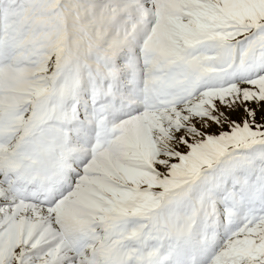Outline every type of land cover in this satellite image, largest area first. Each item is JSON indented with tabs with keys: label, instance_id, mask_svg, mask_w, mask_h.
<instances>
[{
	"label": "snow or ice",
	"instance_id": "snow-or-ice-1",
	"mask_svg": "<svg viewBox=\"0 0 264 264\" xmlns=\"http://www.w3.org/2000/svg\"><path fill=\"white\" fill-rule=\"evenodd\" d=\"M0 264H264V0H0Z\"/></svg>",
	"mask_w": 264,
	"mask_h": 264
}]
</instances>
